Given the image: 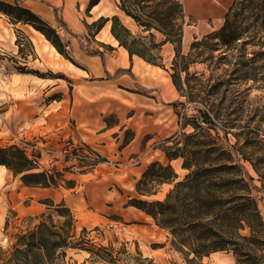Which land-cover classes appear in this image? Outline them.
Segmentation results:
<instances>
[{
  "label": "trees",
  "instance_id": "16d2710c",
  "mask_svg": "<svg viewBox=\"0 0 264 264\" xmlns=\"http://www.w3.org/2000/svg\"><path fill=\"white\" fill-rule=\"evenodd\" d=\"M99 1L89 0L87 10ZM118 1L119 8L142 27L143 31H148L150 37L155 36L153 30L164 36L156 47L168 42L174 45L175 55L170 75L181 96L187 97L186 86L191 91L192 98L195 91L198 96L200 91L221 95L214 102L203 97L202 107L188 116L193 131L175 134L168 138L173 144L162 146L168 159H182L186 175L176 180L178 176L170 163H151L136 183L137 193L155 194V186L164 182H174L173 186L164 199L133 197L128 205L143 210L160 228L167 230L171 235V247L181 253L187 264H203L204 257L217 251L232 252L238 264H264V217L259 207L260 200H264V196H260L264 194V172H260L255 160L244 152L248 143L254 141L251 129L244 126L239 133L232 132L240 117L239 110L232 109L234 100L230 99L225 106L232 109L230 112L222 111L229 92L226 86L228 80L224 76L226 73L229 75V71L236 78L252 81L257 88L264 89L261 84L264 83V0H234L219 29L195 39L190 44V51L186 53L182 50L184 6L180 0ZM0 11L12 23L31 24L61 54L70 58L67 44L63 42L57 29L37 13L18 3L3 0H0ZM56 17L61 28L69 31L58 12ZM110 20L112 35L120 46L128 50L130 56L138 55L149 63L159 65L153 55L147 54L151 46L134 35L117 15L101 16L87 27L96 34ZM209 38H216L218 41L208 46L206 40ZM245 38L249 40L246 41ZM239 40L243 42L239 44ZM16 43L20 45L19 37ZM247 43L259 47L252 52L251 57L246 55ZM88 44L89 42L86 45L87 53L103 56L101 50H90ZM105 46L111 48L110 45ZM214 51H219V54L214 55ZM194 55L200 56V62H206L208 58L215 61L216 71L222 69V74L215 72L214 82L209 83V89L207 85L197 88L190 84V78H195L189 69L190 63L196 61L192 57ZM224 62L231 68H222ZM36 73L42 75L39 71ZM55 76L63 77L64 74ZM186 101L180 100L179 103L185 104ZM107 120L110 124V117ZM221 122H224V126ZM249 123L250 121L247 126ZM209 130H215L217 135L214 136ZM229 133L237 137L236 143H230ZM242 135L246 137L243 144L240 142ZM132 137L126 139L125 143ZM244 160L260 175L262 186L256 183V178L250 173ZM0 164L14 174H20L26 185H58L60 173L41 169L39 163L29 158L19 145L0 147ZM67 184L73 185L74 181L70 180ZM45 202L62 218V222H56L51 211L43 214L33 229L20 232L10 248H5L0 242V264H62L58 262L59 253L63 255L65 248L77 236L76 219L64 202L56 205L49 200ZM92 253L108 264L117 263L108 247L102 246L96 252L92 250ZM139 256L138 264H152V260L142 257L140 252Z\"/></svg>",
  "mask_w": 264,
  "mask_h": 264
},
{
  "label": "crops",
  "instance_id": "0c3cea01",
  "mask_svg": "<svg viewBox=\"0 0 264 264\" xmlns=\"http://www.w3.org/2000/svg\"><path fill=\"white\" fill-rule=\"evenodd\" d=\"M3 1L27 7L54 28L65 30L56 17V12L61 13L60 18L69 31L65 30L66 36L57 31L67 44L70 58L38 31L33 42L35 56L25 53L27 59L23 64L42 65L45 67L42 71L51 70L64 76L41 78L28 71L12 70L7 81L0 79V147L33 142L38 146L40 168L60 173L58 185L31 186L22 181L20 174L0 164V238L3 235L12 238L33 229L43 214L53 210L45 200L55 205L64 202L78 223L77 214L102 215L108 208L122 215L124 209L128 211L132 206L128 205V199L154 195L137 193L136 183L151 163L172 165L176 159L170 160L163 150L152 147L153 138L143 139L146 135L156 138L162 134L164 110L179 97V92L170 74L164 91L162 71L166 70L138 55L130 56L128 50L119 45L111 33L110 21L93 38L87 34L86 24L99 17H121L118 0H100L89 10L91 20H86L85 25L83 10L89 0ZM184 2L189 13L198 16L218 17L225 8L223 0ZM120 19L128 28L136 24L126 14ZM12 25L15 24L0 11V50L14 47L20 53ZM30 38L27 39L32 44ZM84 40L89 42L90 50H101L103 56L87 53ZM105 45L111 48L104 49ZM129 129L134 135L125 143L123 133ZM71 142L90 146L106 160L119 159L120 165L112 167L100 161L89 166L65 159L60 151ZM70 180L74 181L73 185L67 184ZM132 181L135 184L131 189H135L136 196L123 190L124 185ZM138 211L147 222L153 220L152 226L157 231L162 229L151 216L141 209ZM162 231L159 239H169V232ZM167 247L168 241L161 249L166 252Z\"/></svg>",
  "mask_w": 264,
  "mask_h": 264
},
{
  "label": "rangeland",
  "instance_id": "374dc122",
  "mask_svg": "<svg viewBox=\"0 0 264 264\" xmlns=\"http://www.w3.org/2000/svg\"><path fill=\"white\" fill-rule=\"evenodd\" d=\"M180 1L184 5V10H186L184 11L183 18L184 35L182 50L184 53L190 51V44L195 39L202 38L210 32L214 33L219 29L220 25L223 23L225 13L234 2V0H223L225 5L223 12L218 17H207L189 13L190 11L187 9V4H185L186 2H184V0ZM121 12L122 14H120V16L122 17L125 13L123 11ZM58 15L60 17L61 13ZM89 16V10L85 8L83 10L84 25L86 24V20H91ZM14 24L15 25H12L13 32L15 33L17 38H20L21 43L19 47L21 48V51L20 53L18 51H15L16 48L12 46L11 50H0V79L4 82L7 81L12 73V70H16L19 72L28 71L32 73V75L41 78L56 77L55 75L59 73L51 72V70L42 71L41 69H45V67L42 65H36L35 67H33V64L31 63L23 64L25 63L24 60L27 59V57H25V53H28V55H32L31 57L35 56V53L33 51V42H36L34 37L39 33L38 30H36L29 23L18 22ZM57 29H59L60 32H62V34L66 36L65 30H62L60 28ZM129 29L134 35L151 46V50L148 51L147 54L149 56H154L155 61L157 62V64H159L156 66L162 68L163 70H166V72L162 71L163 75L165 76V78L163 79L165 91L167 89L166 78L171 72V62L175 55L174 45L168 42L160 47H156L155 45L160 43L161 40H163L164 36L160 32L153 30L155 36L150 37L149 32L143 31L142 27H140L137 23L133 26H130ZM85 30L87 34H89L93 38L94 34L91 32V28L86 27ZM30 37H32L33 39H31ZM27 38H30L32 44L29 43V39ZM244 40L248 41L249 38H245ZM217 41L218 39L216 38H209L206 40L208 46H210V44L216 43ZM86 42L88 41H83L84 47L87 45ZM242 42V40L238 41L239 44ZM103 47L104 49H108L107 46ZM246 48L247 57H251L253 55L252 52L254 50H258L259 47H254L252 43H247ZM198 50H196V52ZM218 54L219 51H214V55ZM192 57L196 61L191 62L189 65L190 72L195 76V78H190L191 86L200 88V85H207V88L209 89V83L214 82L213 76L215 72H218V74H222V69L220 71L217 69L216 71L217 63L213 60H210L209 58L206 60V62H200V56L194 55ZM221 66L222 68H231L229 67L230 65L226 64V62L222 63ZM36 71L41 72L42 75L36 73ZM228 73L229 75L226 73V75L224 76L225 80H228V83L226 84L227 88H229V92L227 93L228 100L224 102V109L222 111L230 112V110H232L233 108L239 110L240 117L238 121H236V124L238 125H236V127L232 129V132L239 133L244 126L251 129V137L254 141L248 143V146L244 148V152L246 155L248 154L255 160L258 167L260 168V172H264V162H262V159H264V119H261L264 116V89L257 88L252 81H245L241 78H236L235 75L230 74V71ZM183 77H185V74H183ZM261 84L264 86V83ZM186 88L188 90V94L186 95L187 97L185 98L179 93V97L177 99H174V101L171 102L169 106H167L168 111L164 110L165 123L164 128L161 131L162 134L156 138L151 135H146L144 136L143 141L148 138H153L151 146L158 147L161 150L163 145L173 144V142L168 141L169 137L175 134H181L184 132L189 133L193 131V127L190 124L189 120L190 117L188 118V116L195 113L199 107H202L203 97L206 96L208 100L212 102H214L215 100H219V98L221 97V95L217 96L212 94L211 92L206 93L205 91H200V94L198 96V94H196L197 92L195 91L193 95L194 97L192 98L190 96L191 91L188 89V86H186ZM222 88L224 89L225 87ZM230 99L234 100L235 103L232 105V109H227L225 108V106ZM180 100H185L186 103H179ZM141 108H144L143 105H141ZM254 118L255 120L253 121ZM248 121H250L249 126H247ZM223 123L224 122H221L222 125ZM209 132L214 136L217 135L215 130H209ZM133 135L134 133L130 129L126 130L123 133V140H126ZM228 138L230 143L232 144L236 143L237 141V137H235L232 133L228 134ZM245 138L246 137L244 135L240 136L241 144L244 143ZM98 156L101 162L106 161L112 167H119L120 165L121 161L119 159H113L110 161L108 159L106 160L105 157H101L99 154ZM84 161V164H86L87 161ZM95 164L96 163H94L93 165ZM244 164L247 165L250 173L256 178V183L259 186H262V181L259 179L261 177L253 169L252 165L245 160ZM172 167L178 176L176 180L183 178L187 173V170L182 167L181 158H176V160H173ZM134 184L135 182L133 181L132 183L127 182V184L123 187L124 192L127 194L133 193L134 196H136L135 189H131V186ZM173 184L174 182H164L162 184H158L155 186V194L149 197H144L143 199H164L166 193L173 186ZM260 196H264V194ZM125 200H127V198ZM128 201L129 199L127 200V202ZM259 207L264 217V200H260ZM110 210L112 209L107 208L106 211L102 213V215L96 213H87V216L77 214V216L79 217L78 223L76 222L77 227L75 228L77 236L72 239L73 243H71L69 247L65 248V253L63 255H61L62 253H59L60 256L58 262H61L62 264H108L106 261L99 258L98 255L92 253V250L96 252L102 246H105L111 249L112 256L117 260L116 264H138L140 262L139 252L142 254V257L150 258L152 260V264H187L181 253L174 250L172 247L170 248L171 235L169 234V239H167V237L164 241L160 240L159 237L161 233H163L162 229L157 231L156 227L152 226L153 220L147 222L145 219L146 217L144 215H140L138 209L131 206L128 208V211H125L124 209L122 215L114 214L112 213L113 211ZM52 213H54L56 222H62V218L58 217L55 212L52 211ZM18 234L19 233H17L12 238L7 236L8 242L4 244L2 243V245L5 248H10L16 241ZM167 241L169 247H167L168 250L164 252L161 247H163L165 245V242ZM142 264L148 263L144 262ZM203 264L238 263L236 262V259L232 252L217 251L211 253L209 256L204 257Z\"/></svg>",
  "mask_w": 264,
  "mask_h": 264
},
{
  "label": "built area",
  "instance_id": "2783aa9c",
  "mask_svg": "<svg viewBox=\"0 0 264 264\" xmlns=\"http://www.w3.org/2000/svg\"><path fill=\"white\" fill-rule=\"evenodd\" d=\"M19 146L26 151L29 158L39 163V153L37 151L38 146L35 143L29 141H22ZM60 153L65 159H74L83 163H85L84 160H86L87 162L85 165L92 166L94 163H98L100 161L96 151L85 144L76 145L72 142L67 143L64 148L60 151ZM0 242L3 244L8 242L7 235H3L0 238Z\"/></svg>",
  "mask_w": 264,
  "mask_h": 264
}]
</instances>
